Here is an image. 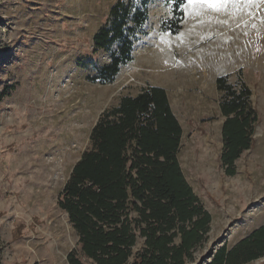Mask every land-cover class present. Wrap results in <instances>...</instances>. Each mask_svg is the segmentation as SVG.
<instances>
[{"label": "rangeland", "instance_id": "1", "mask_svg": "<svg viewBox=\"0 0 264 264\" xmlns=\"http://www.w3.org/2000/svg\"><path fill=\"white\" fill-rule=\"evenodd\" d=\"M118 1L0 0V264H69L72 251L95 264L58 200L102 113L150 86L167 91L183 128L181 167L212 216L186 264H205L214 244L231 247L264 225V188L258 192L264 184V3L234 18L211 13L229 21L218 24L198 15L199 8H186L188 0L180 8L174 0H124L148 15L136 29L131 60L103 81L98 70L118 43L97 51L94 35ZM140 63L159 72L140 78L131 69ZM220 77L236 90L246 84L258 114L234 174L222 160ZM233 182L237 188L227 185ZM22 243H47L51 259L18 254ZM143 244L139 237L133 251ZM263 262L264 256L247 264Z\"/></svg>", "mask_w": 264, "mask_h": 264}, {"label": "trees", "instance_id": "2", "mask_svg": "<svg viewBox=\"0 0 264 264\" xmlns=\"http://www.w3.org/2000/svg\"><path fill=\"white\" fill-rule=\"evenodd\" d=\"M174 1L177 8L185 2ZM147 15V8L133 1L119 0L112 6L94 43L97 51L115 43L118 48L97 77L111 81L131 60L136 29ZM217 82L226 91L221 104L227 117L222 160L234 174L236 159L251 146L258 114L246 84L236 90L224 77ZM3 96L0 93V101ZM182 135L167 91L160 86L124 95L102 113L91 131L90 147L74 165L58 200L79 234L82 252L95 264H186L193 259L212 216L181 167ZM139 237L144 244L134 252ZM262 256L264 225L231 247H219L207 264H247ZM68 261L84 264L73 251Z\"/></svg>", "mask_w": 264, "mask_h": 264}, {"label": "snow or ice", "instance_id": "3", "mask_svg": "<svg viewBox=\"0 0 264 264\" xmlns=\"http://www.w3.org/2000/svg\"><path fill=\"white\" fill-rule=\"evenodd\" d=\"M264 3V0H188L185 7H197L199 14H209L210 21L214 19L215 23L228 24V19L221 20L219 17H211V13L223 14L226 17L234 18L238 13L242 14L254 5ZM252 13H248L251 15ZM246 23V21H243ZM239 26V23H237ZM254 26V25H253Z\"/></svg>", "mask_w": 264, "mask_h": 264}, {"label": "bare ground", "instance_id": "4", "mask_svg": "<svg viewBox=\"0 0 264 264\" xmlns=\"http://www.w3.org/2000/svg\"><path fill=\"white\" fill-rule=\"evenodd\" d=\"M142 59H146V58H142ZM141 59V60H142ZM157 62V61H156ZM147 63H150L149 61L147 62ZM158 63V62H157ZM154 65V66H153ZM152 66L151 65H145V64H142V63H140V64H137V65H134L133 66V68H131V69H133V71H134V74L136 75V76H140V78L141 77H145V76H148V75H151V76H153V72H156V71H158L159 72V70H157V69H155V68H157V66H155V64H153ZM144 68H146V70L144 69ZM151 69V70H150ZM152 73V74H151ZM161 73H163V72H160L159 74H161ZM163 74H167V72H165V73H163ZM238 181V183H239V185L241 186V187H244L245 186V183L244 182H242L240 179H238L237 180ZM249 183V182H248ZM227 185H229V186H233V187H235V188H237V183H228ZM248 185V184H247ZM254 185V184H253ZM232 187V188H233ZM249 187V186H248ZM252 187V186H251ZM250 188V187H249ZM264 188V184H262L261 185V187L259 188V193H260V191L262 190ZM242 189V188H241ZM236 190V189H235ZM257 210V209H256ZM16 252L18 253V254H20V255H22V256H28V257H33V256H49L48 258L49 259H51V256L49 255V252H50V250H49V247H48V245H47V243H43V244H40L39 246L37 245V247H35L34 245H32L31 243H28V244H26L25 245V243H22V244H20V245H18V246H16Z\"/></svg>", "mask_w": 264, "mask_h": 264}, {"label": "water", "instance_id": "5", "mask_svg": "<svg viewBox=\"0 0 264 264\" xmlns=\"http://www.w3.org/2000/svg\"><path fill=\"white\" fill-rule=\"evenodd\" d=\"M226 118H227V117H226ZM226 118H225V119H226ZM224 244H225V243H223L221 246H223ZM221 246H220V247H221ZM214 247H215V251H214V253L208 255L209 259L206 261L205 264H207V263H209V262L212 261V258L214 257V254L216 253V251H217L218 248H219V247H218V248L216 247V244H214Z\"/></svg>", "mask_w": 264, "mask_h": 264}, {"label": "crops", "instance_id": "6", "mask_svg": "<svg viewBox=\"0 0 264 264\" xmlns=\"http://www.w3.org/2000/svg\"><path fill=\"white\" fill-rule=\"evenodd\" d=\"M35 263V262H34Z\"/></svg>", "mask_w": 264, "mask_h": 264}]
</instances>
